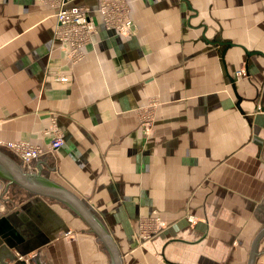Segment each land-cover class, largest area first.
Here are the masks:
<instances>
[{"label": "crops", "instance_id": "0c3cea01", "mask_svg": "<svg viewBox=\"0 0 264 264\" xmlns=\"http://www.w3.org/2000/svg\"><path fill=\"white\" fill-rule=\"evenodd\" d=\"M99 1L72 2L99 25L72 63L54 8L0 0V143L45 147L55 121L64 146L27 168L85 200L123 264H249L264 228V56L248 51L264 53V0H127L131 36L104 27ZM6 186L0 215L13 217L27 264H113L65 205L17 186L6 197ZM155 214L167 227L138 245ZM256 253L264 264V236Z\"/></svg>", "mask_w": 264, "mask_h": 264}, {"label": "built area", "instance_id": "2783aa9c", "mask_svg": "<svg viewBox=\"0 0 264 264\" xmlns=\"http://www.w3.org/2000/svg\"><path fill=\"white\" fill-rule=\"evenodd\" d=\"M54 8L57 25L54 38L64 49L66 57L72 63H79L85 58V47L89 45L99 30V25L94 18V10L86 5L73 4L74 0H39ZM102 19L104 27L117 34L131 36L135 33V22L131 16V9L127 0H100L96 9ZM246 76L244 69L237 72L238 76ZM57 80L66 81L64 76ZM145 129H150V122H142ZM44 135L49 138L47 146L32 144L28 141H8L2 143L11 150L25 166L49 153H54L65 144V138L58 129L56 122L44 130ZM191 220L192 218L189 217ZM167 226L166 222L155 214L147 220L140 222V234H156Z\"/></svg>", "mask_w": 264, "mask_h": 264}, {"label": "water", "instance_id": "95a60500", "mask_svg": "<svg viewBox=\"0 0 264 264\" xmlns=\"http://www.w3.org/2000/svg\"><path fill=\"white\" fill-rule=\"evenodd\" d=\"M258 53L264 56L261 51L249 52ZM257 100V97L254 101ZM259 110L264 111V103L257 107ZM0 180L6 183L7 186H17L26 190L28 193L37 196L38 198H49L58 201L69 208L74 214L86 222V224L106 245L112 256L113 264H123L122 255L119 248L108 232L103 226L97 216L94 214L93 209L85 200L73 193L66 187L58 184L40 172L30 171L27 166L18 162L6 149L0 144ZM13 217L8 214L0 216V261L6 262L7 259L15 261V264H27V262L20 258L25 255L22 250L21 236L19 237L18 231L12 225ZM264 236V228L257 234L253 241L252 250L250 254L249 264H254L257 255L256 250L260 240ZM16 242V243H15ZM17 250L19 256H15L11 251ZM36 257V255L34 256ZM33 259H30L31 261Z\"/></svg>", "mask_w": 264, "mask_h": 264}, {"label": "rangeland", "instance_id": "374dc122", "mask_svg": "<svg viewBox=\"0 0 264 264\" xmlns=\"http://www.w3.org/2000/svg\"><path fill=\"white\" fill-rule=\"evenodd\" d=\"M243 69V68H242ZM242 69H238L236 72H235V77H236V79L237 80H243V79H246V77L248 76V72H247V70L246 69H244L245 71H246V76H244V74L243 75H241V76H238L237 75V72L239 71V70H242ZM153 103H155V104H157L158 103V100L157 101H154V102H151L150 104H151V106H152V104ZM155 108V107H154ZM151 114L152 113V109H151V107H149V112L147 113V114ZM15 141H25V140H15ZM4 143V142H3ZM0 144H2V143H0ZM33 144V143H32ZM6 197L9 195V192H6L5 194H4ZM150 217H152V216H148V217H145V218H142L141 220H140V222L142 221V220H147V218H150ZM140 222H139V225H138V230H137V235H136V239H137V244L138 245H143V244H145L146 242H148L149 240H151L156 234H158V233H156V234H152V233H150V234H140L139 232V227H140ZM167 224V223H166ZM167 227V226H166ZM75 233H77V232H75Z\"/></svg>", "mask_w": 264, "mask_h": 264}, {"label": "flooded vegetation", "instance_id": "af4514ba", "mask_svg": "<svg viewBox=\"0 0 264 264\" xmlns=\"http://www.w3.org/2000/svg\"><path fill=\"white\" fill-rule=\"evenodd\" d=\"M12 186H6V192H11V189L13 190V188H11ZM12 193V192H11ZM6 214V213H5ZM2 215H4V213L2 214ZM1 216V215H0ZM30 257V256H29ZM20 258H22V259H24L26 262H28L29 260H30V258H28V256L27 255H24V256H22V257H20ZM0 262H2V261H0Z\"/></svg>", "mask_w": 264, "mask_h": 264}]
</instances>
